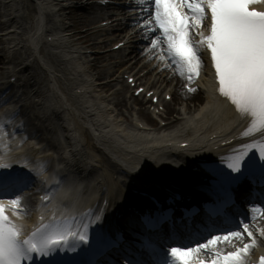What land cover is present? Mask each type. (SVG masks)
<instances>
[{
	"label": "bare ground",
	"instance_id": "obj_1",
	"mask_svg": "<svg viewBox=\"0 0 264 264\" xmlns=\"http://www.w3.org/2000/svg\"><path fill=\"white\" fill-rule=\"evenodd\" d=\"M62 3L61 0H29V2L0 0V14L3 13L5 17L4 20L0 19V25L1 30L8 29L1 35L5 37L4 39H8L7 44L11 43V51L7 50L12 61H9L6 69L11 70V62H13V67L19 68L18 65H20L25 54L40 58L39 67L42 68L40 70L44 77L46 76L51 88H48L47 95L43 92L37 98L39 101H45L46 112L59 123L61 129L58 133L62 134L61 138L66 142V147L61 148V144H54L51 140L48 142H51L53 148L60 150L58 154L64 159L63 165L67 168H73L74 173L80 175L79 181L81 182H76L78 187L86 182L87 190L88 192L92 190L95 202L99 201L102 204L104 200L109 199L112 207L120 205L123 208L130 202L140 200L138 199L139 195L134 194V190L143 191L147 188H149V192H155L159 188L160 191L165 189L183 190L186 186L194 185L195 179L200 173H203L204 169L202 165L192 162L193 157L187 160V164L189 167L195 166L196 171L193 170V167H191L192 171L179 169L177 166L181 164L182 160L179 157L180 154L170 155L169 158H173L172 164L165 161V157H162L161 153L155 150V147L150 146L157 144L153 134L134 135L122 124L123 118L118 117L117 111L120 112V108L128 109L130 105L124 106L118 102L113 109L112 101L108 100V96L102 89L104 84L99 86L100 90L97 89V84H95L98 83L97 73H94L93 69L95 64L92 65L88 60H85L81 51L73 43V36L69 31L74 26L70 27L64 21L66 18L63 14L64 5ZM80 4L84 5V3ZM25 10H28V16L20 14ZM60 12L62 13L59 14ZM32 26H36L37 30L33 32ZM24 32L25 35H23ZM45 33L55 37L54 49L60 52L59 55L55 56L56 58L52 56L51 52H47L43 38ZM21 44H24L25 48L22 51L18 50V46ZM14 61L18 64H15ZM169 61L175 68L179 79L182 80L183 77L174 62ZM25 65L26 63H22L19 69L25 70ZM60 65L64 66L66 74L75 75L74 78L70 79V84L60 79L59 73H63L59 69ZM157 75V83H152L150 90L159 91L160 85L169 76L164 69L159 70ZM213 79L211 74L207 72L203 90L195 91L192 94L183 92L178 87L176 103L179 100L180 103L185 102V105L183 104L178 108L173 105L175 103L173 102L168 103L169 108L177 110L178 115H187L186 117L192 118L189 122L202 124L204 128L213 125L218 127L219 124L226 123L233 118V111L227 102L218 100L216 83L213 82ZM20 82L24 86L31 84V82L39 84L40 78L31 75L27 80H20ZM67 84L70 86L81 85L83 88L76 89H83L87 93L81 98H77L73 92L70 93L67 90ZM22 85L21 87H24ZM33 90L35 89L31 86V96L34 95ZM27 92H24L22 100L29 96ZM22 100L20 103H24ZM25 104L22 105L23 110L21 111L23 112H26ZM146 115L150 118L148 113ZM238 120L243 123V120L235 117L234 121L237 122ZM139 121L142 122L141 119ZM235 122L234 124H236ZM36 125L39 126L40 122H37ZM234 126L236 125H231V127ZM81 133L84 135L83 139L80 137ZM237 134L238 132L230 136ZM53 135L55 136L54 132ZM166 138L168 137L166 136ZM137 140L139 141L137 142ZM194 144L195 151L193 150L190 154L201 156L203 153L210 152V145H207L203 138L196 139ZM184 155H187V151L181 153V156ZM176 176L179 177V180L176 179ZM263 237L264 232H262L261 238ZM260 241L255 239L254 244L246 245L247 249L255 250ZM228 245L230 246V243ZM222 246L226 247L227 245ZM240 249L235 247L231 251L226 250L219 257L210 256L204 261L222 260L224 255Z\"/></svg>",
	"mask_w": 264,
	"mask_h": 264
},
{
	"label": "snow or ice",
	"instance_id": "obj_2",
	"mask_svg": "<svg viewBox=\"0 0 264 264\" xmlns=\"http://www.w3.org/2000/svg\"><path fill=\"white\" fill-rule=\"evenodd\" d=\"M154 3L155 22L163 32L167 52L182 70L187 71L189 80L199 75L204 63L210 65L224 100L238 110L237 115L243 121H251V127L244 135L248 136L257 124L264 135V11L250 7L264 3V0H195L194 3L154 0ZM185 8L191 11V16L183 11ZM205 17L208 20L207 35L203 31ZM152 44L158 46L159 38ZM201 49H204V58ZM250 147L244 144L239 155L228 162L229 167L239 171ZM259 152L264 157V147ZM10 203L19 205L20 199ZM230 235L237 238L247 235L254 239L247 224L243 225L242 231H233ZM73 237L86 241L88 230L79 235L60 225L49 224L24 239L5 215V205L0 202V264H25V261L30 264L33 254L43 256L49 249L66 244ZM220 239L216 236L196 247H173L171 254L180 264H191L194 252L208 250L209 245H215ZM246 250L247 246L224 255L222 260H213L212 264H243L240 257Z\"/></svg>",
	"mask_w": 264,
	"mask_h": 264
},
{
	"label": "rangeland",
	"instance_id": "obj_3",
	"mask_svg": "<svg viewBox=\"0 0 264 264\" xmlns=\"http://www.w3.org/2000/svg\"><path fill=\"white\" fill-rule=\"evenodd\" d=\"M78 28L79 30H83L84 26L82 24H79Z\"/></svg>",
	"mask_w": 264,
	"mask_h": 264
}]
</instances>
